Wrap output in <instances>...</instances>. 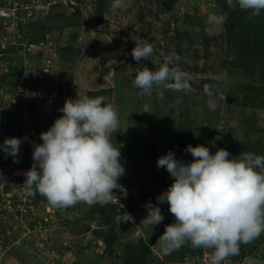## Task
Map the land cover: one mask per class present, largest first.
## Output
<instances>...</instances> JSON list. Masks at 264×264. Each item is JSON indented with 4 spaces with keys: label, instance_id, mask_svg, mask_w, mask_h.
Segmentation results:
<instances>
[{
    "label": "rangeland",
    "instance_id": "rangeland-1",
    "mask_svg": "<svg viewBox=\"0 0 264 264\" xmlns=\"http://www.w3.org/2000/svg\"><path fill=\"white\" fill-rule=\"evenodd\" d=\"M67 1L68 5L53 7L43 25L37 23L40 15L35 19L37 22L29 24L35 28L34 36L40 38L45 34L48 41L44 43L43 55L26 56L23 63L28 68L30 64L41 66L43 57L51 60L48 71L35 72L42 86L50 88L51 92L43 93L46 88L40 94L37 90L30 92L28 99L37 106L24 109L23 120H20L22 116L18 115L22 108L9 107L13 84L9 81L7 86L0 87V102L4 99L6 103L0 110L20 121L19 126L18 120H11L18 125H12V135H7L11 137L24 131L27 140L23 143L26 141L29 144L26 149L33 152V145L42 143L40 133L48 131L63 115L59 109L66 99L77 98V93L108 91V103L116 108L119 117L118 132L110 139L122 154L125 174L119 180L129 187L126 207L135 215V223L131 224L116 216L115 236L133 244L139 240L148 243L153 250L152 264H160L165 260L160 236L165 225L174 222V217L168 204H159L165 217L163 222L156 226L141 223L147 215L145 192L152 195L156 204V198L174 181L166 169L157 167V161H147L142 143H155L160 157L171 150L177 159L186 162L193 158L190 153L183 155L179 144L182 140L186 146L208 147L213 155L220 148L231 151L234 147L239 151L244 143L254 144L260 150L264 147V64L260 58H251L247 68H243L239 50L232 46L228 52L223 38L225 24L208 34L205 30L208 15L221 13L214 0H130L129 6L120 9L112 8L113 0H74L76 6ZM77 8L81 10L80 17H59L65 9L73 12ZM99 8L103 9V14L98 23L95 19L99 17ZM48 12L49 9L42 14ZM73 23L76 25L71 28ZM144 42L152 45L154 54L138 65L131 52L136 44ZM64 47L72 48V54H61L59 51ZM170 54L182 57L180 67L191 76V91H164L162 96L153 91L151 96L141 97V90L133 87L137 70L147 66L155 71ZM5 58L9 60L11 56L7 54L2 60ZM228 61L229 66L224 64ZM6 72L0 70V75ZM71 83L70 96L68 88L62 90L61 96L60 92H55L63 84ZM206 85L211 96L205 92ZM210 103L216 107L210 108ZM144 104L149 105V113H143ZM8 137L0 138V144ZM29 161L31 168L32 157ZM16 178L17 173L13 177L0 165V204H3L1 195L14 188ZM2 188H6L5 191L2 192ZM14 197L9 200L12 202ZM28 205L31 207H26L28 212L19 211L25 210L24 207H13L12 213H0V244L6 248L0 255V264L124 263L121 259L124 254L111 256L103 238L94 233L99 231L97 224H92V230L84 231L85 225L98 216L95 204L81 202L63 209L42 201L39 205ZM35 219L36 224H30ZM205 251L211 253L212 249H203ZM199 257L192 260L187 257L179 264L201 263ZM240 259L241 264H264V232L251 243L241 244L239 254L224 262L237 264Z\"/></svg>",
    "mask_w": 264,
    "mask_h": 264
},
{
    "label": "clouds",
    "instance_id": "clouds-1",
    "mask_svg": "<svg viewBox=\"0 0 264 264\" xmlns=\"http://www.w3.org/2000/svg\"><path fill=\"white\" fill-rule=\"evenodd\" d=\"M226 3L229 8L238 7L248 12L249 19L264 12V0H226ZM129 4L130 0H113L112 8L120 9ZM227 19L226 13H210L205 30L211 35ZM153 54L154 49L147 42L136 44L131 52L138 65ZM3 60L9 62V71L5 74L18 65L11 58ZM181 60L179 55L170 54L155 71L147 66L138 69L133 87L141 90V97L151 96L153 91L161 96L164 91L188 93L191 76L180 67ZM205 92L211 96L207 85ZM106 100L104 96L89 97L79 93L77 98L65 100L63 108L59 109L63 115L48 131L40 133L42 143L33 145L32 167L16 170L17 174L27 172L24 186L16 182L10 189L9 193L15 195L13 205L19 204L20 196L13 189L24 191L22 195L28 198L39 193L57 209L81 202L88 205L119 203L114 190L121 187L118 180L125 174V167L119 147L110 139L118 132L119 117L111 103L105 104ZM209 107L214 109L216 105L210 103ZM149 111V105L144 104L143 113ZM24 140L27 137L23 140L6 138L0 149L18 163L16 157ZM185 152L191 154V162L177 159L171 150L158 158L157 167L166 169L174 182L156 198V204L149 201L144 206L147 215L141 223L161 224L165 217L157 205L166 203L174 222L165 225L160 236L164 255L189 244L193 249H212L211 253L202 252L198 258L201 263L197 264H206L205 254L208 264H229V260H224L238 255L241 244L251 243L264 232V156L241 152L233 157L223 148L213 155L203 145H188ZM3 195L0 213L4 214L2 211H8L5 208L8 202ZM122 216L125 222L133 219L126 212Z\"/></svg>",
    "mask_w": 264,
    "mask_h": 264
},
{
    "label": "trees",
    "instance_id": "trees-1",
    "mask_svg": "<svg viewBox=\"0 0 264 264\" xmlns=\"http://www.w3.org/2000/svg\"><path fill=\"white\" fill-rule=\"evenodd\" d=\"M68 3V1H67ZM214 3L218 4V7L221 13H226L228 16V19L226 21L225 24V28H226V33L223 36L224 41H226L227 45H228V49L230 52V50L232 49V46H235V48H237L239 50V62L242 63L243 68H247L248 63L250 62L251 58H260L262 63L264 64V12L261 13L260 16H256L253 17L251 19H249V13L248 12H242L238 7L235 9L229 8L226 0H214ZM60 4H64V3H60ZM59 4V5H60ZM65 5V4H64ZM58 6V5H56ZM53 6V7H56ZM63 6V5H60ZM74 6V5H73ZM76 6V5H75ZM52 7V8H53ZM50 8L48 14L45 15H40L37 21H33V22H37L38 24L43 25V20L45 19H49L50 13L53 12V9ZM99 12V17H96V21L99 23L100 22V16L103 14V9L99 8L98 9ZM220 14V13H219ZM81 14V10L79 8L74 9L73 12H70L69 9H65L64 13L60 14L59 17L60 18H66V19H75L76 17H80ZM199 19V18H197ZM32 23V22H30ZM199 23V22H198ZM76 24L73 23L71 26L74 27ZM4 22L2 21V19H0V31H4ZM54 27H52L51 29H53ZM19 34L17 35V38L15 39L17 41L16 45H9L8 47H6L5 49H1L0 48V52L1 53H5V54H9L11 55V60L13 61H17L18 65L11 70V72L9 74H4L0 76V87L2 86H7V84L9 83V81L11 82V84L14 85V78L18 75H21L24 72V56L23 55H19V51H21L22 49H24V46L22 45V42L24 41H30L33 43H39L42 41H46V37L45 34L42 35V37L37 38V36L33 35V32H35V28L34 27H30V25H24V24H20L19 26ZM50 32V29H49ZM36 33V32H35ZM3 34V33H1ZM10 36L13 37V32L11 31ZM214 41H216L217 39L213 38ZM206 44L209 45V43L207 42ZM21 45V46H20ZM208 47V46H207ZM61 54L63 55H71L72 54V48H67L64 47L63 49H61L59 51ZM43 55L42 52L38 53L36 55V58L38 56ZM41 58V57H40ZM47 61V58L41 59V65H43L45 62ZM34 63V62H33ZM230 61L225 62L224 64L229 66L231 64ZM229 64V65H228ZM21 65V66H20ZM19 66V67H18ZM236 66V65H234ZM32 80L34 81V84L27 86V90H37V93L40 94L42 92L43 89H48V87H43L42 82H40L41 79H38L37 76L32 75L31 76ZM9 79V80H8ZM4 86V87H5ZM37 86H40L39 89H37ZM72 85V83L70 85H65L63 84L62 86H60L58 92H60V95L62 94V90L64 88H68L67 92L69 93V96L73 93L72 89L70 88ZM12 89V87H11ZM65 90V89H64ZM15 93V91H14ZM87 96L89 97H98V96H104L107 97V100L105 101V104L108 103V91L106 90H100L97 92H90L88 91L86 93ZM64 103V102H63ZM4 105H6V103L4 102V99L2 102H0V109L2 110L1 107H3ZM37 105L33 104V101L28 102V106L25 108L22 106V112L18 115L22 116L24 114V109H30V108H36ZM64 106V105H63ZM10 107V106H9ZM21 108V107H19ZM62 108V106H61ZM16 109V108H15ZM0 110V118H4L7 117L8 120H14L15 117H9L8 115L6 116V114ZM18 117L15 119V121L18 120ZM19 121V120H18ZM17 123V122H15ZM15 123L11 124L10 126H14ZM18 125V123H17ZM9 126V128H10ZM11 127L10 131L8 132L6 130V132L4 134H2V137H8L7 134L12 135L11 131L12 129L14 130V127ZM180 147L182 150L183 155L185 156L187 153L185 152L186 149V144L184 142V140H182L180 143ZM142 146L144 147L145 150V157L147 159L148 162H153V161H157L158 158L160 157V152L159 149L157 147V145L153 142L149 143H142ZM260 146V145H258ZM233 147L231 149V151H229L233 157L239 156V154L241 152H250V153H254L258 156H264V147H261L260 150L256 149V145L254 144H250V143H244L242 145H240V150L238 151V149ZM33 160V159H32ZM6 162V155L3 152L2 149H0V165H3ZM27 171H18L17 174V178H16V182L17 184L24 186L25 183V175L24 173ZM128 184V183H127ZM129 185V184H128ZM6 188H2L1 191H5ZM124 193H125V202L126 204L129 203L128 201V197H129V187L124 185ZM145 197H146V204L152 201V195L148 192H145ZM139 199H137L136 201H138ZM145 201V198L143 199ZM142 200V201H143ZM46 202L48 204L47 201H44L42 199V196L37 193L34 197H33V204H37L39 205V202ZM49 205V204H48ZM95 207L97 208L96 212L98 213V216L93 218V222L88 223L87 225H85L84 227V231H90L92 230V224L95 223L97 224V229L99 230L94 231L95 234H97V237L99 238H103V241L106 245V249L109 252V254L111 256H122V254H124V263L123 264H152V247H150V245L146 242H144L143 240H139L136 243H132L130 241H126L122 238L116 237L115 236V223L114 220L116 219L117 216V206L113 205V204H107V205H101V204H96ZM110 208V211L109 209ZM29 221V220H28ZM30 222V221H29ZM36 224L35 220H32L30 222V224ZM68 226H70V222H67ZM123 228V226H122ZM97 232V233H96ZM161 233V231H159V234ZM203 252V248H199V249H193L189 244H185L184 246L180 247L179 249L173 251L171 254L169 255H165V260H162V262L160 264H179V263H183L186 261V258L189 257L192 259L196 258L199 255H202ZM119 256V257H120ZM156 261V260H155Z\"/></svg>",
    "mask_w": 264,
    "mask_h": 264
},
{
    "label": "built area",
    "instance_id": "built-area-1",
    "mask_svg": "<svg viewBox=\"0 0 264 264\" xmlns=\"http://www.w3.org/2000/svg\"><path fill=\"white\" fill-rule=\"evenodd\" d=\"M67 0H0V19L4 22V31H2L3 34H0V48L5 49L9 45H16L17 41L15 40L17 38V35L19 34V26L20 24L28 25L30 22L35 21L36 17L38 15H41L43 11L47 12L48 9L52 8L53 6L59 5L60 3H64L65 5H68L66 2ZM71 4L75 6L76 2L74 0H69ZM74 11V10H73ZM44 12V13H45ZM43 13V14H44ZM42 14V15H43ZM11 31L13 32V37L10 36ZM48 41V38L46 41H42L39 43H33L30 41H24L22 42V45L24 46V49L19 51V55H23L24 57L29 56V55H37L38 53L42 52L44 43ZM46 44V43H45ZM21 46V45H20ZM9 55V54H8ZM4 56H7L5 53L0 52V70H3L4 72L9 71V62L2 60ZM15 61V65H16ZM51 64V60H47L43 65L38 66V65H29L28 68L31 67V70H28V68L25 67L24 65V72L21 75H18L14 78V85L11 90L13 94H10L11 99L9 101V105L11 108H19L22 106L27 107L28 106V94L30 92L35 93L34 91L27 90V86L34 84V81L32 80L31 76L38 75L35 72H42V71H48L49 65ZM26 68V69H25ZM36 70V71H35ZM15 91V93H14ZM49 89H46L43 93L48 94ZM55 92H58V90H55ZM59 93V92H58ZM61 96V95H60ZM24 115V114H23ZM23 115L20 120H23ZM11 120L9 121L7 117L0 118V129H2V133L0 134V138H2V134L6 132V130L9 129V126L11 125ZM19 126H20V121H19ZM25 132L20 131L17 133V135L8 137V138H24ZM21 135V136H19ZM2 140V139H1ZM3 141V140H2ZM29 145L26 143H22L19 151L18 157V163L13 162V157L7 156L6 154V162L2 165V169L4 171L8 172L11 174V176L15 177L16 170H26L29 168V164L31 163L29 160L33 156V152L29 151L26 149V146ZM29 155H31L29 157ZM119 185L121 186L118 190H114L115 194L119 197V203H110L113 205H116L117 212H118V218H124L122 215L126 212L131 215L133 218L130 220V223H135V218L132 212L127 208L126 202L124 200L125 198V193H124V183L118 180ZM14 193L19 194L21 199L19 200V204L13 205V202H11L10 197L12 196L11 193L4 194L3 197L5 196L8 198L5 208L8 209L9 212H14L12 211V208H21L24 207L25 210H20L21 212H28L26 207L31 208L28 203H32V199L26 197L24 191L20 192L18 189H13ZM5 201V200H3ZM16 203V202H14ZM33 204V203H32ZM24 214V213H22ZM49 217V216H48ZM36 221V219H35ZM6 248H4L0 244V255L1 253L5 252ZM203 261L208 264L207 256L206 254L204 255ZM227 264V263H224Z\"/></svg>",
    "mask_w": 264,
    "mask_h": 264
},
{
    "label": "crops",
    "instance_id": "crops-1",
    "mask_svg": "<svg viewBox=\"0 0 264 264\" xmlns=\"http://www.w3.org/2000/svg\"><path fill=\"white\" fill-rule=\"evenodd\" d=\"M51 91H49L48 93H50Z\"/></svg>",
    "mask_w": 264,
    "mask_h": 264
},
{
    "label": "bare ground",
    "instance_id": "bare-ground-1",
    "mask_svg": "<svg viewBox=\"0 0 264 264\" xmlns=\"http://www.w3.org/2000/svg\"><path fill=\"white\" fill-rule=\"evenodd\" d=\"M26 108V107H25ZM135 216V215H134Z\"/></svg>",
    "mask_w": 264,
    "mask_h": 264
}]
</instances>
